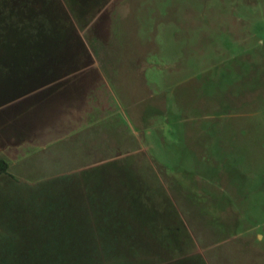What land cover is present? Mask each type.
I'll use <instances>...</instances> for the list:
<instances>
[{
	"label": "rangeland",
	"instance_id": "obj_1",
	"mask_svg": "<svg viewBox=\"0 0 264 264\" xmlns=\"http://www.w3.org/2000/svg\"><path fill=\"white\" fill-rule=\"evenodd\" d=\"M25 1L0 264H264V0Z\"/></svg>",
	"mask_w": 264,
	"mask_h": 264
},
{
	"label": "crops",
	"instance_id": "obj_2",
	"mask_svg": "<svg viewBox=\"0 0 264 264\" xmlns=\"http://www.w3.org/2000/svg\"><path fill=\"white\" fill-rule=\"evenodd\" d=\"M76 78V77H74ZM74 78H72V76H64L63 79L60 80V82L58 81H51V82H54V83H62L65 81V83H67L69 80H74ZM56 83V84H57ZM16 118L13 116H9L8 118H5L3 119V117L1 118L0 120V155L3 156V138L4 139H10L12 140V143L13 144H9L6 146V149H12V150H15V151H18L19 149H21V146L19 145V142H23L25 141V139L22 138L23 134L20 133L21 132V124H17L16 123ZM4 127H7V130L4 129ZM5 130V131H4ZM8 162H9V166L11 165L10 164V161L5 157L3 156ZM10 168V167H9Z\"/></svg>",
	"mask_w": 264,
	"mask_h": 264
},
{
	"label": "trees",
	"instance_id": "obj_3",
	"mask_svg": "<svg viewBox=\"0 0 264 264\" xmlns=\"http://www.w3.org/2000/svg\"><path fill=\"white\" fill-rule=\"evenodd\" d=\"M24 3H22L20 0H0L1 3L3 2H6V4H12L13 7H15L16 5H22V6H25V3L26 1L23 0ZM79 0H67V3L70 7V9L72 10V12L75 14V15H78V9L79 7L82 5L80 3H78ZM103 1V0H102ZM2 8H0L1 10ZM77 18H79V16H77ZM9 20H7L8 22ZM9 162L3 157L0 155V175L2 174H6L8 173L9 171ZM168 247H169V244H167ZM165 264H184L183 263V259H177V258H171V259H167L166 262H164ZM192 263V262H191ZM194 264V263H192ZM198 264H204L203 260L201 259V261L198 262Z\"/></svg>",
	"mask_w": 264,
	"mask_h": 264
}]
</instances>
